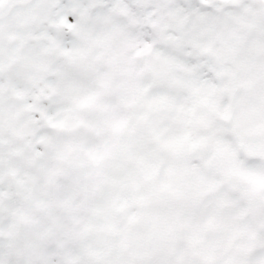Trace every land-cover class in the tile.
<instances>
[{"label": "snow or ice", "instance_id": "obj_1", "mask_svg": "<svg viewBox=\"0 0 264 264\" xmlns=\"http://www.w3.org/2000/svg\"><path fill=\"white\" fill-rule=\"evenodd\" d=\"M0 264H264V0H0Z\"/></svg>", "mask_w": 264, "mask_h": 264}]
</instances>
